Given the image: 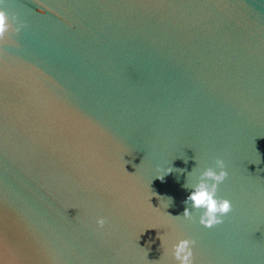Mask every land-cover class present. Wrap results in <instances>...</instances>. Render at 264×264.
<instances>
[{"label": "water", "instance_id": "1", "mask_svg": "<svg viewBox=\"0 0 264 264\" xmlns=\"http://www.w3.org/2000/svg\"><path fill=\"white\" fill-rule=\"evenodd\" d=\"M0 9L24 25L0 42V264H178L179 239L264 264V0ZM217 159L232 210L205 228L184 201Z\"/></svg>", "mask_w": 264, "mask_h": 264}, {"label": "clouds", "instance_id": "2", "mask_svg": "<svg viewBox=\"0 0 264 264\" xmlns=\"http://www.w3.org/2000/svg\"><path fill=\"white\" fill-rule=\"evenodd\" d=\"M4 0H0V4H2ZM16 17H12L11 21H16ZM10 22L9 16L7 13L0 9V42L4 41L6 33L9 32H19L21 27H23V23L21 22L15 28ZM3 52V48L0 47V53ZM186 162V161H185ZM216 171L214 169H207L203 173L204 179L195 187L193 191L190 192L187 199L184 203L187 205L189 201H191V205L193 209L199 210L203 209L202 213L199 216L200 225L205 228H211L216 225L223 223V217H225L232 210L231 202L228 199L217 198V188L220 183H222L228 173L225 170V163L222 159L216 160ZM171 169H169L165 174L170 173ZM157 179L163 181V175L157 176ZM207 181H211L208 183ZM170 201H172L171 197H168ZM170 217V214H168ZM190 212L188 207H185L183 213L178 216H174L173 218H183L190 219ZM96 223L101 228L105 225V218H98ZM162 241V237H158ZM195 245V241L191 239H179L172 246V257L175 261H178V264H195L194 260V252L193 248Z\"/></svg>", "mask_w": 264, "mask_h": 264}]
</instances>
